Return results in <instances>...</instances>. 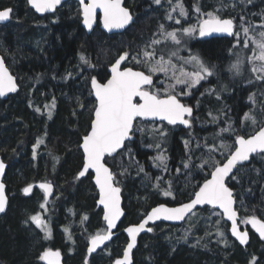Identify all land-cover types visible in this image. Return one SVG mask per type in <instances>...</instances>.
<instances>
[{
    "label": "trees",
    "instance_id": "trees-1",
    "mask_svg": "<svg viewBox=\"0 0 264 264\" xmlns=\"http://www.w3.org/2000/svg\"><path fill=\"white\" fill-rule=\"evenodd\" d=\"M165 2L162 0L161 5H154L151 0H124V6L134 16L133 24L124 33L107 35L97 26L87 35L80 25L79 9L71 14L73 17L66 15L63 7L69 3L57 9L54 15L40 19L29 9L27 0H0V10H13L11 22L0 26V54L20 87L18 93L6 101L0 100V156L7 164L4 182L9 196L8 209L0 221V264H43L38 256L46 248L60 250L63 264H86V261L87 264H113L127 244L123 233L125 227L139 223L156 205L176 206L189 201L198 189L197 185L209 177L212 168H203V174L195 175L190 185L175 179L171 183L173 195L164 196L163 191L169 188L165 182L155 187L157 177L162 174L148 167L153 152L145 147L147 142H128L120 155L105 159L116 175L117 186L122 189L124 217L113 240L95 255H88L89 238L106 230L102 210L96 206L97 191L92 175L75 179L83 164L79 143L90 125V120L87 124L83 117L84 111L89 110L90 118L94 111L92 104L95 101L89 94L91 78L96 76L100 82H106L109 67L122 53L136 54L151 40L160 38L159 25L164 24L171 30L193 26L201 18L193 8L196 0H183L188 17L180 25L168 22L166 12L170 7ZM225 2L229 1L223 0ZM233 5L221 10L220 15L232 18L235 30L240 27L241 15L253 25L264 22V0H251L250 3L233 0ZM219 6L221 0H203L200 3L204 16ZM15 12L18 16L22 12L26 14L16 22L13 19ZM53 17L55 20L51 19ZM38 32L42 34V41L34 47ZM219 41L207 46L208 56L218 57L220 65H216L221 68L233 56L226 62L222 61L224 46ZM6 49L14 56L15 67L10 65ZM81 53L87 55L94 67L80 62ZM125 67L146 71L130 57ZM251 78H254L252 74L250 77L242 76L241 80L233 78L232 94L229 98L223 97L224 108L213 111V115L221 117L223 114L245 137L254 131L250 121L247 127L241 125L246 112L254 110L252 114L256 119L264 120V112L261 111L264 108L263 83H248L253 80ZM252 94L259 100L256 109L248 99ZM53 98L56 106L49 118L46 106ZM224 124L220 119V125ZM79 128L83 131L81 135L76 131ZM206 132L203 128V135ZM214 132L211 134L215 135ZM38 140L43 143L37 145ZM169 140V144L165 143L170 159L168 166L172 170L176 163L184 161L185 155L183 147L172 136ZM227 140L232 143L234 136ZM128 148L131 149V157ZM197 154L198 158L204 159L207 153L202 147ZM227 154L216 158L224 162ZM234 174L236 179H229L227 185L233 190L239 224L249 231L248 226L241 225L246 218L255 216L264 222V155H255ZM162 176V181L170 177L169 174ZM42 181L55 186L54 198L48 201L46 210L39 207L44 202V195L36 187ZM30 185L34 186L33 193L24 196L23 189ZM38 212L51 220L53 236L50 240H44L43 233L29 220ZM195 212V216H189L181 225L158 223L150 233L142 235L133 252L132 264H249L253 257L258 264H264V243L252 231H249V244L242 248L229 234V225L222 216L215 214L219 211L205 207ZM85 216L88 219L82 221ZM217 220H220L219 229L225 234L226 244L218 242L215 235ZM65 227L72 235L71 240L63 231ZM186 230L189 236L185 241L182 237ZM197 240L201 243L194 247Z\"/></svg>",
    "mask_w": 264,
    "mask_h": 264
},
{
    "label": "snow or ice",
    "instance_id": "snow-or-ice-1",
    "mask_svg": "<svg viewBox=\"0 0 264 264\" xmlns=\"http://www.w3.org/2000/svg\"><path fill=\"white\" fill-rule=\"evenodd\" d=\"M156 5H161L162 0H153ZM243 2V0H242ZM248 3L251 0H247ZM80 13L83 18L84 26L92 30L93 24L97 20V10L101 14L100 20L103 28L112 31L114 29H124L133 22V16L130 11L123 7L121 0H79ZM28 4L37 12H52L61 4V0H28ZM170 10L166 12V19L174 20L177 25L181 24L180 18H187L188 9L185 7L183 0H168ZM227 7L221 0V7L215 12H208L206 18H200L198 25L168 30L161 24L159 25V39H153L147 43L143 49L135 55L131 52H125L119 56L114 64L110 67V78L106 82H100L96 76L91 78L90 95L94 96V111L91 113L90 125L86 133L81 137L79 149L82 150L83 164L81 170L77 173L75 179L79 180L85 177L89 170L94 171V182L99 190L98 205L103 207V220L107 223L106 234L97 233L89 238L88 252H94L98 247L110 240L112 229L116 227V222L123 214L120 207L121 188L117 186L116 175L105 164L106 157L115 158L121 154V150L127 147L126 141L132 142L137 132L146 131L140 126L138 121L148 119H159L166 121L168 125H184L191 126V121L186 117L193 115V109L181 103L179 96L191 95V90L201 85L202 81H206L209 77L219 76L218 66L208 64L198 54H193L187 49L188 56H181L180 52L187 48V40L191 38L197 31L200 37H205L211 33H223L230 37H236V43L230 49V53L235 55V60L228 65L227 71L234 77H242L246 67L249 68L254 79L264 83V22L259 25H253L245 21L243 15L240 16V31L235 30L234 20L232 18H223L219 13L222 8ZM235 7V5H233ZM194 11L201 14L199 4L193 6ZM12 9L0 10V23L7 22L11 19ZM176 13L178 17L173 16ZM241 33L243 35L242 47L240 51L234 49L241 45ZM171 43L174 47L167 49L157 48L158 45L167 46ZM244 49H249L251 54H245ZM134 60L144 70H134L130 67H123L122 62L128 58ZM80 62L83 65L94 67L87 55L81 53L79 55ZM192 70L189 71L188 68ZM163 74L165 81L160 83L161 88L157 85L154 76ZM248 83H252L249 80ZM221 90H226L224 86ZM17 91V84L12 75L9 74L5 67L4 61L0 59V97L7 93ZM215 89L210 90V93ZM217 94V99H219ZM248 99L256 103L254 94L249 95ZM56 106L55 98H53L48 108V116L51 118L52 109ZM83 107V105H81ZM40 111L39 108L36 109ZM264 112V108L261 109ZM211 115V114H210ZM217 120V117H213ZM251 122L254 131L247 137L239 133L232 124L219 129L215 133V138L220 140L219 145L208 146V159L204 160L198 167L203 169L205 165L212 168L211 178L205 179L202 185H197L198 191L194 192V196L190 202L184 203L179 207L167 208L159 205L149 212L146 218L138 226H130L125 231L130 240L127 244L122 258H117L113 264H131L130 253L136 245L137 234L145 230V226L150 221L166 220V221H184L189 216H195L194 209L197 206H211V209H220L221 212L215 213L218 216L226 217L231 221V234L241 245L248 241V233L241 232L237 227V212L233 208L234 197L233 192L227 186V180L236 179L234 170L241 166L243 162L248 161L250 154L258 153L264 155V120H257L250 112H246L241 119L242 127H247V122ZM159 136L167 137L168 133L163 129H156ZM229 133L234 136V141L229 144L224 139L223 134ZM43 143L42 140L37 141V145ZM187 148L189 141H185ZM160 149L159 143L154 145ZM152 147V145H149ZM200 147L199 145L197 146ZM217 148L227 152L224 162L215 160L213 153ZM234 148V151L232 150ZM33 155H36V146L33 148ZM128 155L131 157V149L128 148ZM58 161V158H54ZM156 167H162L167 171L166 161L168 159L162 152L152 158ZM159 163L156 164L155 162ZM191 159L184 161L183 167L191 170L193 167ZM5 164L0 161V174L5 171ZM140 171L144 169L141 167ZM179 171V169L177 170ZM123 174V173H121ZM157 177V180H160ZM43 190L44 202L39 205L40 209L46 210L48 198L53 192V184L43 182L39 185ZM31 186L25 187L23 192L25 195L31 192ZM164 196H171L170 188L164 190ZM8 203L5 195V187L0 183V213L5 212ZM88 217H82L87 220ZM32 225L43 233L44 240H50L53 236L51 220L38 212L29 217ZM244 223L251 224L252 228L259 233L261 239H264V222L255 216L246 218ZM27 223V221H26ZM220 220L216 221L217 231L215 235L218 242H224L225 234L219 229ZM153 229L147 228L148 232ZM69 240L72 235L69 229H63ZM189 231L186 230L183 239L186 241ZM201 243L196 241L194 247ZM61 253L59 250L53 251L50 248L44 249L38 256V260L43 264H60ZM87 264V261H86ZM249 264H258L255 257Z\"/></svg>",
    "mask_w": 264,
    "mask_h": 264
},
{
    "label": "rangeland",
    "instance_id": "rangeland-1",
    "mask_svg": "<svg viewBox=\"0 0 264 264\" xmlns=\"http://www.w3.org/2000/svg\"><path fill=\"white\" fill-rule=\"evenodd\" d=\"M229 2H225V3H223V4H225V5H227V7H224V8H222V10H226L227 8H232L231 6L233 5V0H228ZM151 2L154 4V5H156L154 2H153V0H151ZM173 2H175V0L173 1ZM203 2V0H196V2L194 3V5H196L197 3L199 4V7H200V3H202ZM69 4L68 5H66V6H64L63 8H64V10L66 11V15L68 16V17H73L71 14L73 13L74 14V12L75 11H77L79 8H78V5H76V4H73V5H71L70 4V2H68ZM165 4L167 5V6H169V4H168V0H166V2H165ZM170 7V6H169ZM221 6H219V8H220ZM170 10V9H169ZM169 10H167V11H169ZM216 11V9L213 11V12H215ZM221 13V12H220ZM219 13V14H220ZM25 14H26V12H22V13H20V15L18 16V14H17V12H15L14 13V15H15V18H13L14 19V21H16V22H19L18 20L19 19H21V18H24L25 17ZM173 16L174 17H176V18H180V17H178V15L176 14V13H173ZM204 18H206V16H203ZM202 18V17H201ZM40 19H44V18H40ZM51 19H53V20H55V17H53V18H51ZM181 19V21L183 20V19H185V18H180ZM200 19V18H199ZM199 19L197 20V22H196V24L195 25H198V23H199ZM168 20V19H167ZM170 21H172L173 23H174V20H168V22H170ZM9 24V23H8ZM7 24V25H8ZM195 25H193V26H195ZM255 25V24H254ZM236 31H240V27H239V29L238 30H236ZM195 35H196V33L191 37V38H185L187 41H190V40H194V37H195ZM236 40H237V38L236 37H233V41H234V44L236 43ZM240 40L242 41L243 40V35H242V33H241V37H240ZM42 41V34L40 33V32H38L37 33V35H36V42L35 43H33V46L35 47V46H37V43H40ZM187 46H188V42H187ZM239 46H241L242 47V43H241V45H239ZM239 46H237L235 49H234V51H236L237 50V48L239 47ZM172 47H174L173 45H171V43H168L167 44V46H161V45H158L157 46V48H164L165 49V51H167V49H170V48H172ZM241 47H240V50H241ZM240 50H237V51H240ZM182 51H184V49L183 50H181V52H180V55H182ZM244 51V53L245 54H251V52H250V50L249 49H244L243 50ZM6 54L8 55V57H9V63H10V65H11V67H15V63H16V60L14 59V56L12 55V52L9 50V49H6ZM133 55H135V54H133ZM183 56H185L184 54H183ZM231 56V55H230ZM229 56V57H230ZM233 56V57H232ZM232 59H231V61L230 62H228L225 66V69H224V71H227V68H228V65L231 63V62H233L234 60H235V55H233L232 54ZM229 60V59H228ZM133 62H135L134 60H132ZM127 62H128V60H127ZM131 68V67H130ZM135 70H137V69H135ZM188 70L189 71H191L192 69L189 67L188 68ZM227 73H229L228 71H227ZM251 71L249 70V68L248 67H246L245 68V70H244V73H243V76L245 75V76H247V77H250L251 76ZM229 75H231V76H229L228 78H230L231 80L233 79V78H235L231 73H229ZM156 76H159L160 77V80H159V83L161 82V81H165V77L163 76V74H157ZM253 76V75H252ZM254 77V76H253ZM237 79H239V80H241V77H236ZM210 78H208L207 80H209ZM251 79H253L252 80V82L253 83H256V82H258V81H256L254 78H251ZM161 84V83H160ZM162 85V84H161ZM262 88H264V83L262 84ZM259 89V88H258ZM262 90V89H261ZM209 92H206V95L208 94ZM188 95H186V97H187ZM204 96V94L202 95V97ZM205 99V98H204ZM255 100H256V103L255 104H253V102L252 101H250V105L252 106V107H254V109H256L255 107L257 106V104H258V98L255 96ZM93 106H94V104H92ZM91 105V106H92ZM206 110H208L207 108H205ZM252 111H254V110H252ZM252 111H251V113H252ZM211 114V115H210ZM210 114H208V112H204L203 114H202V123L203 122H205L204 123V129H206V134H204L203 135V133L201 134V138H200V142L199 143H201L202 144V147L206 150V156H205V158L204 159H200V158H198V154L196 153V151H195V153H193V156L191 157V155L188 153V147L186 148L185 147V150H186V153H185V158H184V161H186V160H189V159H191V161L193 162V167L191 168V170H189V169H185L184 167H183V161L181 162V164H179V167H177L176 166V168H172V170L169 168V159H167V161H166V164H167V171H165L162 167H156L155 166V164H154V161H153V159L152 158H154L155 156H157L159 153H163L165 156L167 155L166 154V150H167V144L165 143V141L169 144L170 143V136H171V134L167 131V129L163 126V125H161V124H159V125H154V126H141L142 128H144L146 131H144L143 133H142V139H143V141H145V142H147V145L145 146L147 149H149L151 152H153V155L151 156V158H150V165L148 164V167L149 166H151V168H153V169H155V170H159L160 172H161V174L162 175H164V174H169V178L166 180V181H162V178H163V176L161 175V176H159L161 179L160 180H157L156 179V183H155V187L157 188V185H159V184H161V182H165L167 185H168V188H170V190H171V192H172V195H173V190L171 189V183H173L174 182V180L176 179L177 180V182H181V181H183V182H187V184H192L193 182H192V180H193V178H194V176L195 175H197L198 173H202V171H203V169H201L200 167H198V165H200L204 160H206V159H208V146H212V145H219V143H220V140L219 139H217V138H215V135H212L211 134V131H215L214 132V134L215 133H217L218 131H219V129L220 128H222V127H226L229 123L230 124H232L231 123V121H227L225 118H224V116H223V114L221 115V117L219 116V115H213L212 113H210ZM35 115V114H34ZM84 118H85V120L87 121V124L89 123V120H90V114H89V110L88 109H85V111H84V116H83ZM213 117H217V120H213ZM220 119H222L223 121H224V126H221L220 125V123H219V120ZM78 127H80V125H78ZM160 128H163L167 133H168V135H167V137H161V136H159V134H158V132H156L155 130L156 129H160ZM76 131H78L79 133H80V135L82 134V130L79 128V129H76ZM144 134H146V135H144ZM223 137H224V139L227 141V143H229V144H231V142L230 141H228L227 139L229 138V137H231V135L229 134V133H224L223 134ZM163 138H165V140L163 139ZM157 143H159L160 145H161V147H160V149H157V148H155V144H157ZM149 145H152V147H149ZM197 144H195V145H193V147H191V150H193V149H195V146H196ZM199 146H200V144H198ZM188 146H190L189 144H188ZM200 149V147L198 148L197 147V151ZM222 151L223 150H221V149H219V148H217V150L212 154L213 155V158L215 159V160H219V159H217L216 158V156L218 155V157H219V155L220 156H224L227 152L225 151V152H223V154H222ZM195 162H198V164H195ZM156 164H158L159 162L158 161H156L155 162ZM203 168H211V166H209V165H205ZM179 169V171H177ZM203 174V173H202ZM173 180V181H172ZM172 181V182H171ZM171 195V196H172ZM170 196V197H171ZM47 206H48V204H47ZM45 216V218L47 219V215H44ZM243 227H246V226H248L247 225V223H244V222H242V224H241ZM242 229H245V228H242ZM104 233V232H103Z\"/></svg>",
    "mask_w": 264,
    "mask_h": 264
},
{
    "label": "flooded vegetation",
    "instance_id": "flooded-vegetation-1",
    "mask_svg": "<svg viewBox=\"0 0 264 264\" xmlns=\"http://www.w3.org/2000/svg\"><path fill=\"white\" fill-rule=\"evenodd\" d=\"M71 3L78 5V8L80 10L78 3H75V2H71ZM44 17H42V18H44ZM80 25H81V13H80ZM217 40H220L219 43H221L224 46L222 49V53H223L222 54L223 55L222 61L226 62L229 59V56L230 55L232 56V53H230V49H232L233 45H234L233 37L216 38V37H209L208 35L205 37H200L198 31L196 32L194 40L192 39L190 41H187L188 46L186 49H184V51H182L181 56H183V54L185 55V57L188 56L189 52L187 49H190V51L193 54H198L208 64L220 65L219 60L217 61L218 57H214V56L209 57L208 56V48L209 47L207 45L210 46L212 43H215ZM225 67L226 66L218 68V71L220 70L219 76L209 77L210 78L209 80L202 81L201 85L197 86V88L192 89L191 95H188L187 97H186V95H182V96L178 97L180 99L181 103H183L187 106H190L193 109V115L191 117H186L191 121L190 127H185L183 125L173 126V125H168V124L163 123V122L138 121L140 126H142V125L143 126H154V125H159V124L163 125L167 129V131L171 134V136L181 145V147H183V156L186 153L184 142L189 141L190 146H187L189 149L188 153L192 157L193 153H195V151L197 153V146H198V144H200L199 140L201 138L202 130L204 128L205 122L202 123V114L204 112H208V114H210V113L213 114V111L217 112L219 109L224 108L226 103H225L223 97L226 96L229 98L230 95L232 94V89L234 88L233 81H231V79L228 78L231 75H229V73H227V71H224ZM154 80H156L158 86H160L161 88L163 87V85H161L159 83V80H160L159 76H154ZM224 86H226V90H221ZM212 89H215V91H212L210 93V90H212ZM206 92H209V93L206 95ZM203 94H204V96L202 97ZM217 94L220 97L219 99H217ZM205 108H207L208 110H206ZM219 123H220V120H219ZM144 135H146V134H144ZM135 140H140L139 141L140 144L145 143V141H143V139H142V133H140V132L136 133V135L134 136V140L130 143H133ZM195 144H197L195 146V149L191 150V147H193V145H195ZM201 148H202V145L200 144V149ZM166 154H167L166 156L168 157L169 156L168 153H166ZM179 164H180L179 162L176 163V166L179 167ZM195 164H198V162H195ZM199 174L201 175V173H199Z\"/></svg>",
    "mask_w": 264,
    "mask_h": 264
},
{
    "label": "water",
    "instance_id": "water-1",
    "mask_svg": "<svg viewBox=\"0 0 264 264\" xmlns=\"http://www.w3.org/2000/svg\"><path fill=\"white\" fill-rule=\"evenodd\" d=\"M67 2H75V3H78V4H79V7H80L79 0H61V4L57 6L56 10L59 9V8H61L62 5L65 4V3H67ZM27 4H28V0H27ZM121 4H122L123 7H125V6H124V0H121ZM28 6H29V8L32 10V12H33L36 16H38V17H40V18H42V17H44V16H50V15H53V14L56 12V10H55V11H52V12H43V13H40V12H37L34 8H32L29 4H28ZM7 9H11V8H7ZM127 9H128V8H127ZM4 10H5V9H4ZM128 10H129V9H128ZM129 11H130V10H129ZM130 13H131V11H130ZM131 14H132V13H131ZM11 16H12V13H11ZM100 16H101V14L99 13V10H97V20H96V22L93 24V29H92V30H89V29H87V28L84 26V24H83V18H82V15H81V27L86 31V33H87L88 35L91 34V33L93 32V30H94L97 26H99L100 30H101L102 32H104L105 34H107V35H120V34L124 33V32H125V31H126V30H127L132 24H133V22H134V17H133V22H131L129 25H127L124 29H114V30H112V31H108V30H106V29L103 28L102 22H101V20H100ZM132 16H133V15H132ZM10 20H11V19H10ZM10 20L7 21V22L0 23V26H5V25H7V24L10 22ZM208 36H209V37H216V38H230V36H228L227 34H223V33H211V34H209ZM122 54H123V53H122ZM118 58H119V57H118ZM118 58H117V59H118ZM0 59H2V60L4 61L5 67L8 69L9 74L13 76V78H14L16 84H17V91L7 93L5 96L0 97V100H2V101H6L10 96H13V95H15L16 93H18L20 87H19V85H18V83H17V79H16V77L11 73V71H10L9 68L7 67V65H6V63H5V60H4V58H3V56H2L1 54H0ZM117 59H116V60H117ZM126 61H127V60H126ZM126 61L122 62V68L124 67V64H125ZM114 63H115V62H114ZM114 63H113V64H114ZM110 67H111V66H110ZM110 67H109V69H108V72H109V78H110ZM134 70H135V69H134ZM93 98H94V96H93ZM94 101H95V98H94ZM144 121H150V122H163V123H166V124H167L166 121H160L159 119H148V120H144ZM177 125H180V124H177ZM183 126H184V125H183ZM185 127H186V126H185ZM127 142H128V141H126V143H127ZM121 151H122V150H121ZM233 151H234V150H233ZM81 152H82V150H81ZM257 154H258V153L250 154V158H249V160L243 162V164H242L241 166H243V165L249 163L250 160L252 159V157H254V156L257 155ZM82 155H83V154H82ZM106 158H112V157H106ZM106 158H105V159H106ZM0 161H2V162L5 164V166H6V167H5V171H4V173H3V174H0V183H2V184L4 185V187H5V195H6L7 200H8V203H7L6 208H5V212L0 213V221H1L2 217L5 215V213H6L7 209H8V205H9V196H8V194H7V191H6V184H5V182H4V180H5V176H6V171H7V164H6V162H4V160L2 159L1 156H0ZM105 164H106V163H105ZM241 166H238V168L241 167ZM106 167H108V168L111 170V168H110L107 164H106ZM81 168H82V167H81ZM80 170H81V169H80ZM236 170H237V169L234 170V173L236 172ZM111 171H112V170H111ZM89 174L92 175V183H93V185L95 186V189H96V191H97V201H98V200H99V190H98V188H97V186L95 185V182H94V176H95V173H94V171L89 170V172L86 174V176L89 175ZM86 176H85V177H86ZM85 177H81L79 180H81V179H83V178H85ZM210 178H211V176H209L207 179H210ZM43 182H44V181H42V182H38V183L36 184V187H37L42 193H43V190L40 189L39 185H40L41 183H43ZM227 182H228V180H227ZM203 183H204V182H202V184H203ZM202 184H201V185H202ZM30 186H31V188H32L31 192H30L29 194H27V195H25L24 192H23L24 196H30V195L33 193L34 186H32V185H30ZM227 186H228V185H227ZM27 187H28V186H27ZM118 187H119V186H118ZM230 189H231V188H230ZM231 190H232V189H231ZM196 191H198V189H197ZM232 192H233V190H232ZM43 195H44V194H43ZM54 195H55V186L53 185V192H52V194L49 196L48 201L52 200V199L54 198ZM193 196H194V195H193ZM120 197H121V200H120V207H121V211H122L123 214L121 215V217L119 218V220H117V222H116V227L112 229V235H111L110 240L105 241L104 244H102L100 247H98L94 252H92V253H89V252H88V255H89V256H93V255H95L96 253H98L99 251H101L102 249H104L105 246L108 245V244L113 240V238L115 237V235H116V230L118 229V227H119V225H120V222L122 221V219H123V217H124V214H125V211H124V209H123L122 189H121ZM233 197H234V196H233ZM190 200H191V199H190ZM190 200L187 201V202H184V203H188V202H190ZM97 201H96V206L102 210V220H103V214H104V213H103V207H102L101 205H98V204H97ZM184 203H182V204H184ZM182 204H180V205H182ZM159 205H164V206L167 207V208H175V207H179V206H180V205H176V206H168V205H166V204H159ZM159 205H156V206L152 207V208L148 211V213L151 212V210H152L153 208L158 207ZM205 207H209V208H211V206H207V205H205V206H197V208L194 209V211H197L198 209H203V208H205ZM233 208H234V210H236V202H235V198H234ZM215 210L221 212L220 209H215ZM236 212H237L236 221H237V227H238V229H239L241 232H247V233H248V241H247V243L244 244V245H241L240 242H239L234 236H232V234H231V223H232V222H231V221H228L226 217H222L223 220L229 225V234H230L231 237L235 240V242H236L238 245H240L242 248H245V247L249 244V241H250V233H249V231H252V232H253V233H254V234L260 239V241L264 243V239H261V238H260L259 233L256 232V230H255L254 228H252L251 224L247 223L248 228H249V231H248L247 229H242V228H241V226H240V224H239V220H240V219H239V213H238L237 210H236ZM148 213H147V214H148ZM147 214L141 219V221H140L139 223H137V224H133V225H129V226H127V227H125V228L123 229V233H124V235H125L126 238H127V244L129 243L130 238H129L127 232L125 231V229H127V228L130 227V226H138V225H139V224H140V223L146 218ZM187 218H188V217H187ZM187 218H186V219H187ZM186 219H185V220H186ZM257 219H258V218H257ZM185 220H184V221H166V220L161 219V220H156V221H150V222L145 226V230H143V231H141V232H139V233L137 234L136 245H135V247L132 249V251H131V253H130L131 264H132V261H133V259H132V257H133V252H134V250H135L136 247H137V244H138V240H139V238H140L142 235H144V234L150 233V232L147 231V228H148V227H151V228H152L153 226H155V225L158 224V223H165V224H169V225H181V224H183V223L185 222ZM259 220H260V219H259ZM103 222L105 223V227H106V231H107V223H106L104 220H103ZM262 222H263V221H262ZM102 234H106V232H105V233H102ZM127 244H126V246H127ZM126 246L124 247V250H125ZM88 247H89V242H88L87 250H88ZM124 250H123V252H124ZM53 251H56V250H53ZM123 252H122V255H121L119 258H122V257H123ZM60 253H61V252H60ZM60 264H63L62 254H61V256H60Z\"/></svg>",
    "mask_w": 264,
    "mask_h": 264
}]
</instances>
